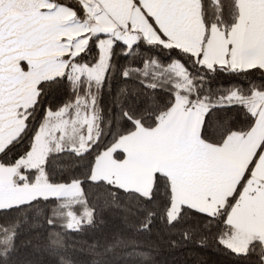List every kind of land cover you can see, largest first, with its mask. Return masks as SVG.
Wrapping results in <instances>:
<instances>
[{
	"label": "snow or ice",
	"instance_id": "obj_1",
	"mask_svg": "<svg viewBox=\"0 0 264 264\" xmlns=\"http://www.w3.org/2000/svg\"><path fill=\"white\" fill-rule=\"evenodd\" d=\"M105 208L93 264H154V229L264 264V0H0V264L32 223L75 264Z\"/></svg>",
	"mask_w": 264,
	"mask_h": 264
},
{
	"label": "trees",
	"instance_id": "obj_2",
	"mask_svg": "<svg viewBox=\"0 0 264 264\" xmlns=\"http://www.w3.org/2000/svg\"><path fill=\"white\" fill-rule=\"evenodd\" d=\"M68 4H73L74 0H65ZM167 55V53H164ZM121 64L126 63L124 59H120ZM231 76L222 75L213 81V88L218 85L227 86L231 81ZM240 80L247 83L248 78L241 76ZM121 78L118 75L110 77L109 83L105 89L104 103L110 108L112 103V95L109 92L115 93L120 87H123ZM70 95V93H69ZM67 96H62V99H67ZM235 118V114L233 115ZM22 151L17 148L14 152L9 153L8 158L12 159L13 156ZM56 168L55 175L63 176L65 171L62 170L63 166L59 163H54ZM78 174V173H77ZM103 194H99L98 203H103ZM0 215V219H2ZM98 220L102 223L99 225L96 231L89 230L84 234L69 233L67 236V251L65 255L73 260L75 264H93L95 259L92 252L89 250V245L95 242V239L101 234H110L113 229L119 227L118 214L115 210L103 209ZM30 229H36L37 231H31ZM47 229V225L32 223L26 226L20 239L18 246L20 249L19 260L21 262H28V264H54L59 260V257L50 254L45 251H41L35 247V239H39V234ZM35 238V239H34ZM28 240H33V245L25 246ZM151 243L153 245V251L151 259L154 264H234L235 257L228 256L221 249L217 248L211 241L207 246L201 247L198 242H190L180 244L176 247H170L168 244V235L166 232H161L159 229H154L151 237ZM119 259V256H117Z\"/></svg>",
	"mask_w": 264,
	"mask_h": 264
}]
</instances>
